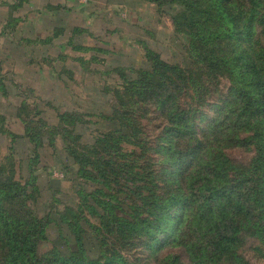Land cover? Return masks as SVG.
Segmentation results:
<instances>
[{"label":"trees","instance_id":"16d2710c","mask_svg":"<svg viewBox=\"0 0 264 264\" xmlns=\"http://www.w3.org/2000/svg\"><path fill=\"white\" fill-rule=\"evenodd\" d=\"M167 1L181 7L173 21L177 31L191 39L192 67L169 64L147 49L151 69L116 90L117 104L108 117L113 127L91 142L77 134L76 146L68 142L69 129L60 127L65 159L79 165V204L57 218L64 248L40 253L50 221L35 210L36 177L32 185L24 184L12 157L0 164L4 264H135L130 253L144 237L151 239L150 247L158 245L156 250L177 236L173 241L184 246L197 264L237 261L246 232L264 245V48L258 53L251 39L245 41L247 35L253 36L255 12L264 0H248L245 8L233 0H209L206 7L200 0ZM203 75L229 76L232 85L228 94L214 99L219 110L208 116L199 133L197 107L188 106L185 98ZM144 101L158 109L155 119H161L164 129L157 141L140 138L146 132L137 124V115L123 110L126 104ZM21 115L27 135L38 147L35 127L47 126L46 121L27 105ZM60 118L69 126L82 120L71 114ZM33 122L38 124L33 127ZM249 129H254L256 155L247 167L238 166L226 150L243 143L240 136ZM151 149L163 155L161 167ZM167 166L174 169L167 171ZM190 169V184L178 188L170 184L171 176L161 177L162 171L185 174ZM139 181L142 185L136 186ZM181 223L187 229L179 234Z\"/></svg>","mask_w":264,"mask_h":264},{"label":"crops","instance_id":"0c3cea01","mask_svg":"<svg viewBox=\"0 0 264 264\" xmlns=\"http://www.w3.org/2000/svg\"><path fill=\"white\" fill-rule=\"evenodd\" d=\"M174 33L171 17L147 0H0V131L31 145L23 105L50 126L62 114L112 113L99 103L108 99L107 79L149 66L147 49L168 58Z\"/></svg>","mask_w":264,"mask_h":264},{"label":"rangeland","instance_id":"374dc122","mask_svg":"<svg viewBox=\"0 0 264 264\" xmlns=\"http://www.w3.org/2000/svg\"><path fill=\"white\" fill-rule=\"evenodd\" d=\"M83 2H88L89 0H81ZM234 4L238 7L245 8L248 6V0H233ZM151 2V1H149ZM155 3V2H154ZM209 3V0H200V4L203 7H206V4ZM161 12L165 15L170 16L174 25L173 15L178 13L181 10V7L176 4L168 3L167 0H164L162 4L156 3ZM174 35L171 38H168V43L165 42V48H167L168 58H160L169 64L179 65L183 68H190L194 63L192 57V49L190 48V37L186 32L177 31L174 25ZM252 37L247 35V40L251 39L258 48V53L262 52L264 48V1H262L261 6H258L257 11L255 12L254 28L252 32ZM151 65L141 67L138 69H129L119 70L121 72L120 76L122 81L115 75L111 79H107L109 82L104 85V88L109 86V96L107 98H101L99 103L100 107L103 109L106 105H111L112 113L115 110V105L117 104V89H121L125 85V81L128 82L138 77L139 73L142 70H150ZM116 77V78H115ZM199 80L198 85L193 89H189L187 92L188 106L197 107V114L199 115L195 120L198 123L197 131L201 133L202 129L207 126L209 120V115L217 113L219 107L214 106V99L218 100L222 94H228V90L232 85V81L229 76L223 75L219 79L214 78L210 75H203L202 77H197ZM81 87V85H79ZM108 94V90H106ZM108 100V101H107ZM126 101V100H124ZM109 103V104H108ZM108 106V107H109ZM151 101L139 102L137 104H126L124 109L129 113H135L137 116V124L142 131L146 132L140 136L147 142L157 141L160 139L162 123L161 119H155L158 109L156 108ZM101 109V110H102ZM106 111H109L107 108ZM102 113V112H101ZM112 113L105 115H89L90 119H83L79 121L82 125L79 127L78 131H74L73 126L64 125L62 122L57 126H40L34 119V125L38 124L37 128L35 127V132L37 133L38 140L37 144H40L38 147L35 142L31 141L27 135V125L25 131V137L29 140L31 145L25 144L22 142V139H19L16 133L8 130L0 131V164L7 161L8 158L12 157L16 162L17 177L25 183H31L36 177V187L38 186V191L35 193L37 196V202L35 204V210L41 217H45L50 221L48 226V239L40 243L39 251L41 254H49L54 250V247L58 246L64 248L65 243L62 238V233L60 227L57 223L58 214L65 210L67 207L77 208L80 197L77 193V185L79 183V178L77 177V168L79 165H69L65 159L64 149L65 141L61 133H58L62 130L60 127H65L71 132V137L68 136V142L77 143L76 135L78 133L82 134L83 142H91L93 139L98 137L102 132L113 127L110 123L108 117H111ZM151 117L152 120L145 119ZM63 124V125H62ZM160 126V127H159ZM57 128H59L57 130ZM72 130V131H71ZM55 132V133H54ZM65 132V131H64ZM56 134V135H55ZM254 134V129L245 130L242 132L240 139L243 143H240L232 148H228L227 154L230 159L238 166L247 167L256 155V145L252 141L251 136ZM6 135V136H5ZM5 136V137H4ZM6 138V141L4 138ZM36 137V135H35ZM39 137L40 140L39 141ZM47 137L50 140L46 142V145L43 144V139ZM59 138L60 143H56V139ZM51 139H54L52 143ZM76 146V145H75ZM150 154L153 158H156L161 167L163 160V155L160 151L150 150ZM170 166H167L168 170H173ZM161 172V177L164 180V177L171 176L170 184L174 187L185 186L190 184L191 169L185 172V174L173 173L170 171ZM183 173V172H182ZM142 183L140 181L136 186H140ZM187 213L189 214V208H187ZM93 223L97 224L98 221L95 218H92ZM186 225L181 223L179 234H182L186 231ZM69 233H64L65 236L69 237ZM243 244L238 248L237 256L238 260H228L224 264H264V245L261 242L258 236H253L250 232L244 233ZM177 237V236H176ZM168 239L165 244H160V247L155 250L158 245H155L154 248L150 247L151 239L141 238L139 241H136L133 250L130 253L132 260L135 264H197V261H193L184 246H178L173 239ZM160 240H165L163 235L160 236ZM185 237L183 239H187ZM162 242V241H161ZM162 245V246H161ZM3 250L0 248V264H4L1 260V252ZM218 262L212 261V264H217Z\"/></svg>","mask_w":264,"mask_h":264}]
</instances>
